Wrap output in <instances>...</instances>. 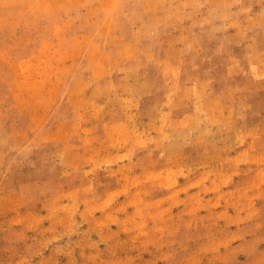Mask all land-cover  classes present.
Segmentation results:
<instances>
[{
  "label": "rangeland",
  "instance_id": "rangeland-1",
  "mask_svg": "<svg viewBox=\"0 0 264 264\" xmlns=\"http://www.w3.org/2000/svg\"><path fill=\"white\" fill-rule=\"evenodd\" d=\"M0 264H264V0H0Z\"/></svg>",
  "mask_w": 264,
  "mask_h": 264
}]
</instances>
